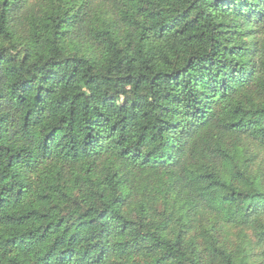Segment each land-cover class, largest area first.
Masks as SVG:
<instances>
[{"label":"trees","instance_id":"16d2710c","mask_svg":"<svg viewBox=\"0 0 264 264\" xmlns=\"http://www.w3.org/2000/svg\"><path fill=\"white\" fill-rule=\"evenodd\" d=\"M0 264H264V0H0Z\"/></svg>","mask_w":264,"mask_h":264}]
</instances>
